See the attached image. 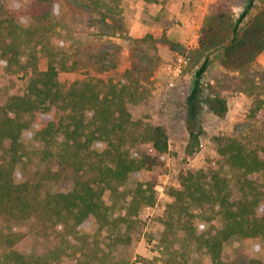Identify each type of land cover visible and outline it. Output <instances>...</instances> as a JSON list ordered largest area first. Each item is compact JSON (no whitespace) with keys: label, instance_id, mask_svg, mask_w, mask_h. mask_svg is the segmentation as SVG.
Wrapping results in <instances>:
<instances>
[{"label":"rangeland","instance_id":"obj_1","mask_svg":"<svg viewBox=\"0 0 264 264\" xmlns=\"http://www.w3.org/2000/svg\"><path fill=\"white\" fill-rule=\"evenodd\" d=\"M246 1L55 0L52 42L57 58L64 56L69 66L60 71L59 80L68 84L96 77L126 87L133 118L164 126L169 151L152 169L131 175L120 194L105 195L110 217H126L117 226L96 232L85 223L72 229L41 206L20 220L0 210V264L12 246L40 258V264H147L153 259L165 264L169 252L182 264H207L203 240L223 226L219 207L193 206L180 214L171 207L170 191L179 186L182 172L215 168L230 178L231 197L237 199L241 191L236 181L243 178L242 171L231 166L219 149L235 142L264 156V107H257L264 99V0L255 1L232 41ZM30 2L0 0V10L15 11L21 23L38 24L24 12ZM206 57L203 92L191 104L188 96L195 73ZM46 64L42 58L40 67ZM29 80L30 69L9 70L0 59V106L10 95L25 94ZM213 95L226 101L222 117L207 105V97ZM191 130L199 132L197 141ZM62 140V135L56 137L57 144ZM21 141L26 166L33 170L34 151L43 143L33 128L22 132ZM148 147V143L136 145L132 154L139 156ZM14 174L18 182L27 176L19 165ZM255 178L261 181L263 175ZM140 180L149 182L144 188L154 196L153 204L140 200L131 205ZM68 187V183L48 185L51 192ZM187 221H195V229L183 226ZM222 256L234 264L264 259V242L234 235L224 242Z\"/></svg>","mask_w":264,"mask_h":264},{"label":"trees","instance_id":"obj_2","mask_svg":"<svg viewBox=\"0 0 264 264\" xmlns=\"http://www.w3.org/2000/svg\"><path fill=\"white\" fill-rule=\"evenodd\" d=\"M154 1V0H145ZM256 0H247L236 20L232 41H236L241 23L253 9ZM55 0H31L25 14L32 19L21 23L15 11L0 10V59L6 68L30 69L27 92L10 95L0 106V210L18 220L26 219L38 206L64 221L72 229L85 223L97 230L117 226L125 216L112 219L104 197L117 196L133 174L152 169L169 151L168 134L164 126L134 119L128 107L127 88L114 82L90 77L62 83L59 73L69 70L63 56L57 58L52 42L55 25L51 16ZM61 53V52H59ZM42 58L46 68L40 67ZM209 58L196 70L189 103L199 100L202 77ZM207 105L217 116L227 111L225 99L219 95L207 97ZM258 109L264 107L259 100ZM33 128L43 143L34 151L36 167L27 168L22 132ZM199 132L190 131L198 140ZM62 135L60 144L56 137ZM148 143L139 156L132 154L136 145ZM193 150H191L192 152ZM228 163L242 171L237 179L241 196L231 197V180L219 170H188L180 174L179 186L171 189V207L189 213L191 207L206 209L217 205L223 216L220 230L204 238L207 264H234L223 259L224 242L234 235L259 238L264 242V156L257 150L235 142L219 149ZM16 165L26 170L24 181L15 179ZM263 175V180L256 179ZM51 183H68L69 187L51 192ZM147 181H138L133 190V202L154 203V196L144 188ZM184 223V222H183ZM195 221L183 224L191 231ZM13 238L10 245L13 244ZM27 255L12 246L2 258V264H40V258ZM147 264H160L158 259ZM165 264H182L174 252H169ZM248 264H264L262 258H252Z\"/></svg>","mask_w":264,"mask_h":264},{"label":"built area","instance_id":"obj_3","mask_svg":"<svg viewBox=\"0 0 264 264\" xmlns=\"http://www.w3.org/2000/svg\"><path fill=\"white\" fill-rule=\"evenodd\" d=\"M180 60H182V58L180 57Z\"/></svg>","mask_w":264,"mask_h":264}]
</instances>
